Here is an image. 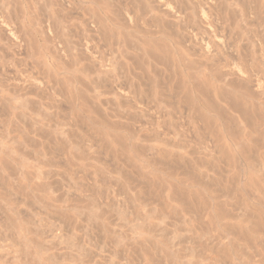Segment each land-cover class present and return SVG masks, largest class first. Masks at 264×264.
<instances>
[{"label": "rangeland", "instance_id": "obj_1", "mask_svg": "<svg viewBox=\"0 0 264 264\" xmlns=\"http://www.w3.org/2000/svg\"><path fill=\"white\" fill-rule=\"evenodd\" d=\"M60 1L0 0V264H264V0Z\"/></svg>", "mask_w": 264, "mask_h": 264}, {"label": "bare ground", "instance_id": "obj_2", "mask_svg": "<svg viewBox=\"0 0 264 264\" xmlns=\"http://www.w3.org/2000/svg\"><path fill=\"white\" fill-rule=\"evenodd\" d=\"M18 1H19V0H18ZM23 1H24V0H23ZM33 1H34V0H33ZM56 1H57V0H56ZM66 1L69 2V3H71V4H75V5H77V4L75 3L74 0H66ZM66 1H65V2H66ZM87 1H88V0H87ZM94 1H96V0H94ZM6 2H7V1H6ZM25 2H26V1H25ZM31 2H32V1H31ZM51 2H52V0H51ZM60 2H61V1H60ZM65 2H63V3L61 2V3L64 4ZM78 2H80V1L78 0ZM43 3H44V2H43ZM69 3H68V4H69ZM90 3H93V2H90ZM5 4H7V3H5ZM19 5H20V4H19ZM33 5H34V4H33ZM53 5H55V4H53ZM64 5H65V4H64ZM64 5H63V6H64ZM75 5H73V7H74ZM89 5H90V4H88V6H89ZM91 5H93V7L95 8V5H94V4H91ZM5 6H6V5H5ZM24 6H25V5H24ZM55 6H56V5H55ZM57 6L59 7L60 4L57 5ZM63 6H62V8H63ZM79 6H80V5H79ZM85 6H86V5H85ZM99 6H100V5H99ZM99 6H98V7H99ZM21 7H22V6H21ZM36 7H37V6H36ZM60 7H61V6H60ZM69 7H70V6H68L66 9H68ZM0 8H1V7H0ZM42 8H43V7H42ZM62 8H59V9H62ZM89 8H90V7H89ZM94 8H93V9H94ZM100 8H102V7H100ZM54 9H55V8H54ZM57 9H58V8H57ZM57 9H56V10H57ZM63 9H64V8H63ZM95 9L97 10V9H99V8H95ZM17 10H18V9H17ZM25 10H26V9H25ZM48 10H49V9H48ZM1 11H2V10H1ZM5 11H6V10H5ZM30 11H31V10H30ZM65 11H66V10H65ZM8 12H9V11H8ZM27 12H28V11H27ZM54 12H55V10H54ZM60 12H61V11H60ZM66 12H67V11H66ZM68 12H69V9H68ZM71 12H72V11H71ZM19 13H20V12H19ZM51 13H52V12H51ZM69 13H70V12H69ZM72 13H74V12H72ZM23 14H24V13H23ZM75 14H76V13H75ZM75 14H74V16H75ZM82 14H83V13H82ZM18 15H19V14H18ZM71 15H72V14H71ZM76 15H78V14H76ZM83 15H85V14H83ZM88 15H89V14H88ZM88 15L86 14L85 16H86V17H90V16H88ZM11 16H12V15H11ZM22 16H23V15H22ZM55 16H56V14H55ZM80 16H81V15H80ZM80 16L78 15V17H77V16H75V17H77V19H79ZM15 17H16V15H15ZM15 17H14V18H15ZM19 17H20V16H19ZM23 17H24V16H23ZM72 17H73V15H72ZM0 18H1V17H0ZM80 18H81V17H80ZM82 18H84V17L82 16ZM4 19H5V18H4ZM16 19H17V17H16ZM16 19H15V20H16ZM44 19H45V18H44ZM69 19H70V18H69ZM85 19H86V20H84L85 22L88 21L87 18H85ZM2 20H3V19H2ZM17 20H18V19H17ZM28 20H29V18H28ZM82 20H83V19H82ZM82 20H81V21H82ZM44 21H45V20H44ZM61 21H62V20H61ZM89 21L91 22L90 19H89ZM89 21H88V22H89ZM93 21H94V20H93ZM93 21H92V23H93ZM14 22H15V21H14ZM42 22H43V21H42ZM6 23H7V22H6ZM15 23H16V22H15ZM28 23H29V22H28ZM49 23H50V22H49ZM66 23H67V22H66ZM82 23H83V22H82ZM30 24H31V23H30ZM84 24H85V23H84ZM89 24H90V23H89ZM93 24H96L95 21H94ZM93 24H92V26H94ZM10 25H11V24H10ZM46 25H47V24H46ZM54 25H55V24H54ZM57 25H58V24H57ZM70 25H71V24H70ZM73 25H74V24H73ZM96 25H97V24H96ZM5 26H6V25H5ZM5 26H4V27H5ZM24 26H25V24H24ZM58 26H59V25H58ZM63 26H64V25H63ZM65 26H66V25H65ZM76 26H77V25H76ZM79 26H80V25H79ZM79 26H78V27H79ZM98 26H99V25H98ZM15 27H16V26H15ZM55 27H56V26H55ZM59 27H60V26H59ZM73 27H74V26H73ZM101 27H102V26H101ZM6 28H7V27H6ZM8 28H9V27H8ZM8 28H7V30H8ZM10 28H11V27H10ZM10 28H9V29H10ZM16 28H17V27H16ZM26 28H27V27H26ZM81 28H82V27H81ZM90 29H91V28H90ZM9 31H10V32H9ZM9 31H7V32H9V33L11 34L12 37H14V38H17V37H18L17 31H15L14 28L10 29ZM19 31H20V30H19ZM42 31H43V30H42ZM75 31H76V30H75ZM94 31H95V30H94ZM50 32H51V30H50ZM57 32H58V31H57ZM23 33H24V32H23ZM21 34H22V33H21ZM44 34H45V33H44ZM101 34H102V33H101ZM52 35H53V34H52ZM105 37H106V36H105ZM50 38H51V37H50ZM62 38H63V37H62ZM62 38H61V40L64 39V38H63V39H62ZM81 38H82V37H81ZM97 38H98V37H97ZM26 39H27V38H26ZM83 39H85V38L83 37ZM86 39H87V38H86ZM95 39H96V38H95ZM105 39H106V38H105ZM16 40H17V39H16ZM16 40H15V42H16ZM56 40H57V39H56ZM21 41H22V40H21ZM63 41H64V40H63ZM87 41H89V40H86V42H87ZM105 41H106V40H105ZM221 41H222V40H221ZM52 42H53V41H52ZM105 43H106V42H105ZM203 43H204V42H203ZM210 43H211V42H210ZM20 44H21V43H20ZM63 44H64V42H63ZM21 45H22V44H21ZM209 45H210V44H209ZM19 46H20V45H19ZM34 46H35V45H34ZM65 46H66V45H65ZM85 46H86V45H85ZM206 46H208V45H206ZM213 46H214V45H213ZM213 46H212V47H213ZM20 47H21V46H20ZM41 48H42V47L40 46V49H41ZM63 48H64V47H63ZM63 48H62V49H63ZM208 48L211 49L210 47H208ZM262 48H263V47H262ZM213 51H214V50H213ZM230 51H231V50H230ZM263 51H264V49H263ZM90 52H91V51H90ZM64 53H65V52H64ZM94 53H96V52H94ZM207 53H208V52H207ZM209 53H210V52H209ZM209 53H208V54H209ZM228 53H229V52H228ZM231 53H232V52H231ZM218 54H219V53H218ZM29 55H31V54H29ZM50 55H51V54H50ZM94 55H95V54H94ZM222 55H223V54H222ZM262 55H263V54H262ZM89 56H90V55H89ZM27 57H28V56H27ZM31 57H33V56H31ZM263 57H264V55L261 57V60H262V61H263V59H262ZM29 59H30V58H29ZM40 59H41V58H40ZM47 59H48V58H47ZM94 59H95V58H94ZM103 59H104V58H103ZM107 59H108V58H107ZM232 59H233V57H232ZM53 60H54V59H53ZM53 60H52V61H53ZM65 60H66V59H65ZM104 60H105V59H104ZM108 60H109V59H108ZM110 60H111V59H110ZM261 60H260V61H261ZM30 61H31V60H30ZM45 61H46V60H45ZM217 61H218V60H217ZM31 62L33 63V61H31ZM35 62H36V61H35ZM104 62H105V61H104ZM231 62H232V61H230V63H231ZM233 62H234V61H233ZM233 62H232V64H234ZM235 62H236V61H235ZM255 62H256V61H255ZM53 63H54V62H53ZM75 63H76V62H75ZM99 63H100V61H99ZM236 63H238V62H236ZM236 63H235V64H236ZM253 63H254V61H253ZM26 64H27V63H26ZM28 64H29V63H28ZM30 64H31V63H30ZM69 64H70V63H69ZM238 64H239V63H238ZM238 64H237V65H238ZM258 64H259V60H258ZM261 64L264 65V62H262ZM33 65H34V64H33ZM60 65H61V64H60ZM73 65H74V63H73ZM98 65H99V67H100V64H98ZM229 65H230V64H229ZM29 66H30V65H29ZM36 66H37V65H36ZM46 66H47V65H46ZM49 66H50V65H49ZM70 66H71V67H70ZM70 66H69V68H67L66 70H67V72L71 75V77H73V76H74L76 73H78L79 71H78V69H77L76 67H72V65H70ZM224 66H227V65L225 64ZM33 67H34V66H33ZM38 67H39V64H38ZM38 67H37V69H38ZM52 67H53V66H52ZM101 67H102V66H101ZM105 67H106V66H105ZM107 67H108V66H107ZM217 67H218V66H217ZM219 67H220V66H219ZM219 67H218V68H219ZM228 67H229V66H228ZM228 67H227V68H228ZM231 67H232V66H231ZM234 67H235V66H234ZM237 67H238V66H236V69H238ZM239 67L241 68V66H239ZM248 67H249V66H248ZM30 68H31V67H30ZM35 68H36V67H35ZM45 68H46V67H45ZM54 68H55V66H54ZM221 68H222V66H221ZM39 69H40V67H39ZM57 69H58V68H57ZM99 69H100V68H99ZM208 69H209V68H208ZM236 69H235V70H236ZM251 69H252V68H251ZM40 70H41V69H40ZM102 70H103V69H102ZM104 70H106V69H104ZM104 70H103V71H104ZM255 70H256V69H255ZM258 70H259V68H258ZM258 70H256V71L258 72ZM28 71H29V70H28ZM55 71H56V70H55ZM57 71H58V70H57ZM60 71H61V70H60ZM244 71H245V70H244ZM259 71H260V70H259ZM35 72H36V71H35ZM45 72H46V71H45ZM63 72H64V71H63ZM239 72H240V70H239ZM242 72H243V70H242ZM253 72H254V71H253ZM260 72H261V71H260ZM260 72H259V73H260ZM262 72H263V71H262ZM262 72H261V73H262ZM49 73H50V72H49ZM68 73H67V74H68ZM212 73H213V72H212ZM222 73H223V72H222ZM244 73H245V72H244ZM244 73H242V74H244ZM28 74H29V73H28ZM32 74H33V76H34V72H33V70H32ZM51 74H52V73H51ZM62 74H64V73H62ZM80 74H81V73H80ZM84 74H85V73H84ZM207 74H208V73H207ZM240 74H241V73H240ZM242 74H241V75H242ZM251 74H253V73L251 72ZM29 75H31V74H29ZM29 75H25V76L28 77ZM36 75H37V74H36ZM38 75H39V74H38ZM65 75H66V74H65ZM72 75H73V76H72ZM202 75H203V74H202ZM234 75H235V74H234ZM238 75H239V74H238ZM244 75H246V74H244ZM22 76H23V75H22ZM53 76H55V75H53ZM68 76H69V75H68ZM68 76H67V77H68ZM229 76H230V75H228V77H229ZM248 76H249V75H248ZM248 76H247V77H248ZM250 76H251V75H250ZM253 76H255V74H254ZM258 76H259V75H258ZM27 77H26V78H27ZM30 77L32 78V76H30ZM30 77H29V78H30ZM34 77H35V76H34ZM34 77H33V79H35ZM38 77H39V76H37V78H38ZM67 77H66V78H67ZM214 77H215V76H214ZM245 77H246V76H245ZM251 77H252V76H251ZM255 77H256V76H255ZM259 77H261V76H259ZM17 78H18V76H17ZM47 78H48V77H47ZM53 78H54V77H53ZM64 78H65V77H64ZM220 78H221V77H220ZM223 78H225V77H223ZM236 78H238V77H236ZM256 78H257V77H256ZM27 79H28V78H27ZM59 79H60V78H59ZM73 79H75V78H73ZM230 79H231V78H230ZM241 79H242V78H241ZM245 79H246V78H245ZM259 79H261V78H259ZM259 79H258V80H259ZM17 80H18V79H17ZM35 80H37V79H35ZM38 80H39V79H38ZM56 80H57V79H56ZM56 80H55V81H56ZM66 80H67V79H65V81H66ZM70 80H72V79L69 78L68 82H69ZM247 80H248V78H247ZM261 80H264V78H262ZM60 81H61V80H60ZM223 81H224V80H223ZM226 81H227V80H226ZM228 81H230V80H228ZM253 81H255V80H253ZM23 82H24V81H23ZM36 82H37V81H36ZM56 82H57V81H56ZM73 82H74V80H73ZM210 82H211V81H209V85L211 84ZM42 83H44V82L42 81ZM191 83H194V82H191ZM207 83H208V82H207ZM229 83H230V82H229ZM229 83L227 82L226 84H229ZM233 83L236 84V82H234V81H233ZM238 83H239V82H238ZM258 83H259V84H262L260 81H258ZM71 84H73L72 81H71L70 85H71ZM215 84H216V83H215ZM215 84L212 83L211 85H212V87H213L214 89L217 88V90L223 89L222 86L225 87V85H222V84H221L222 86H220V84H219V85L217 84L218 86H216ZM249 84H250V82H249ZM256 84H257V83H256ZM53 85H54V84H53ZM190 85H195V84H189V85H187V86L189 87V89H192V88L194 89V87L196 88V86H197V85L194 86V87L191 86V87H192V88H191ZM237 85H238V84H237ZM237 85H235V86H237ZM257 85H258V84H257ZM41 86H42V85H41ZM68 86H69V85H68ZM72 86H73V85H72ZM72 86H71V87H72ZM187 86H186V88H187ZM229 86H230V85H229ZM238 86H239V85H238ZM263 86H264V84L262 85V87H263ZM42 87H44V86H42ZM61 87H62V86H61ZM221 87H222V88H221ZM226 87H227V86H226ZM232 87H233V86H232ZM239 87H241V86H239ZM260 87H261V85H260ZM260 87H259V89H260ZM45 88H46V87H45ZM186 88H185V90H186ZM197 88H198V87H197ZM219 88H220V89H219ZM229 88H230V87H229ZM237 88H238V87H237ZM263 88H264V87H263ZM263 88H262V91L264 92V89H263ZM47 89H48V88H47ZM76 89H77V88H76ZM189 89H188V91H189ZM208 89H209V88H208ZM214 89H213V90H214ZM224 89H225V88H224ZM52 90H53V89H52ZM66 90H67V89H66ZM217 90H216V91H217ZM235 90H236V89H235ZM235 90H234V91H235ZM243 90H244V89H243ZM243 90H242V91H243ZM245 90H246V89H245ZM254 90H255V89H254ZM61 91H62V90H61ZM64 91H65V90H64ZM193 91H194V90H193ZM193 91H192V93H193ZM236 91H237V90H236ZM240 91H241V90H240ZM259 91H260V90H259ZM198 92H199V91H197V96H199V95H198V94H199ZM223 92H224V91H223ZM249 92H250V91H249ZM260 92H261V91H260ZM48 93H49V92H48ZM52 93H56V91H55V92H52ZM63 93H64V92H63ZM68 93H70V92H68ZM73 93H75V92H73ZM185 93H186V92H185ZM244 93H245V92H244ZM255 93H256V92H255ZM56 94H57V93H56ZM216 94L219 95V93H217V92H216ZM239 94H240V93H239ZM257 94H258V92H257ZM261 94H262V93H261ZM52 95H53V94H52ZM72 95H73V94H72ZM182 95H184V94H182ZM186 95H187V94H186ZM186 95H184V96L186 97ZM193 95H194L193 97H195L196 94L193 93ZM200 95H201V94H200ZM250 95H251V94H250ZM263 95H264V94H263ZM54 96H55V95H54ZM191 96H192V94H191ZM197 96H196V98H197ZM242 96H243V95H242ZM245 96H246V94H245ZM258 96H259V95H258ZM57 97H58V96H57ZM181 97H182V96H181ZM185 97H182V98H183L182 100L186 101L187 99H186ZM200 97H201V96H200ZM202 97H203V96H202ZM202 97L200 98V99H201V100H200V103H201V104L203 103V102H202V101H203V100H202ZM246 97L249 98L248 95H247ZM251 97H252V96H251ZM262 97H263V96H262ZM54 98H55V97H54ZM58 98H59V97H58ZM64 98H65V97H64ZM64 98H63V99H64ZM184 98H185V99H184ZM190 98H191V97H190ZM217 98H218V97H217ZM59 99H61V98H59ZM63 99H62V100H63ZM197 99H199V97H198ZM62 100H61V101H62ZM190 100H191V99H190ZM260 100H261V99H260ZM184 101H182V102L184 103ZM178 102H179V100H178ZM197 102H198V101H197ZM253 102H254V101H253ZM185 103H186V102H185ZM185 103H184V104H185ZM254 103H255V102H254ZM146 104H148V103L146 102ZM153 104H154V102H153ZM180 104H181V103H180ZM184 104H183V105H184ZM187 104H188V102H187ZM187 104H185V105H187ZM12 105H13V104H12ZM154 105H155V104H154ZM156 105H158V104H156ZM185 105H184V106H185ZM192 105H193V104H192ZM202 105H203V104H202ZM202 105H201V106H202ZM149 106H150V105H149ZM160 106H161V105H160ZM184 106H181V107L184 108ZM187 106H188V105H187ZM187 106H185V107L187 108ZM196 106H200V105H199V102H198V105H196ZM152 107H153V106H152ZM161 107H162V106H161ZM194 107H195V106H194ZM76 109H77V108H76ZM145 109H146V108H145ZM160 109H162V108H160ZM197 109H198V108H197ZM201 109H202V108H201ZM154 110H155V109H154ZM162 110H163V109H162ZM195 111H197V110H195ZM198 111H200V110H198ZM198 111H197V112H198ZM201 111H202V110H201ZM155 112H156V111H155ZM192 113H194V112H192ZM192 113H191V114H192ZM195 113H196V112H195ZM201 113H202V112H201ZM150 114H151V113H150ZM191 114H190V112H185V113H184V111H183L182 114L180 113V115H181L184 119H186L187 123L190 124V126H192V127L194 126V128L198 129L199 126H197V124H198V123H197V122H198V121H197V118L195 119V117H194L193 115H191ZM196 114H198V113H196ZM196 114H195V115H196ZM157 115H158V114H157ZM157 115H156V116H157ZM198 115H199V114H198ZM165 117H166V116H165ZM196 117H197V116H196ZM156 118H157V117H155V119H156ZM151 119H153V118H151ZM157 120L160 122L159 119H157ZM179 120H180V119H179ZM162 123H163V122H162ZM165 123H167V122H165ZM184 123H185V122H184ZM150 124H151V123H150ZM169 124H170V122H169ZM177 124H179V123L177 122ZM152 125H153V124H152ZM158 125H159V124H158ZM174 125H176V124H174ZM183 125H184V124H183ZM183 125L181 124L179 127L181 128V127H183ZM163 126H164V124H163ZM156 127H157V126H156ZM179 127L176 128V126H175L176 130H177V129L179 130V129H180ZM192 127H191V128H192ZM160 128H161V127H160ZM200 128H201V127H200ZM200 128H199V129H200ZM199 129H198V130H199ZM157 130H158V129H157ZM161 130H164V128L161 129ZM170 130H171V128H170ZM170 130H169V131H170ZM187 130H190V127L187 128ZM193 130H195V129H191L190 131H193ZM204 130H207V129H204ZM158 131H159V130H158ZM180 131H182V130L180 129V130H179V133H180ZM184 131H185V130H184ZM195 131L197 132V130H195ZM200 131H202V130H200ZM200 131H199V133H200ZM159 132H160V131H159ZM185 132H186V131H185ZM202 132H203V131H202ZM181 133H182V132H181ZM181 133H180V134H181ZM203 133H204V132H203ZM186 134H188V133H186ZM165 135H166V134H165ZM167 135H168V134H167ZM169 135H170V134H169ZM181 135H182V134H181ZM189 135H192V133H190ZM189 135H187L186 137H188ZM203 135H204V134H203ZM160 136H161V135H160ZM176 136H177V135H176ZM178 136H179V135H178ZM182 136H183V135H182ZM184 136H185V135H184ZM192 136H193V135H192ZM192 136H191V137H192ZM200 136H202V134H200ZM204 136H205V135H204ZM166 137H167V136H166ZM170 137H171V136H170ZM191 137H190V139H191ZM197 137H198V136H197ZM206 137H207V136H206ZM210 137H211V136H210ZM212 137H213V136H212ZM171 138H172V137H171ZM175 138H176V137H175ZM175 138H174V139H175ZM192 138L194 139V137H192ZM168 139H169V136H168ZM177 139H178V137H177ZM180 139H181V138H180ZM197 139H198V138H197ZM207 139H208V137H207ZM262 140H263V139H262ZM156 141H157V140H156ZM158 141H159V140H158ZM175 141H176V140H175ZM182 141H183V139H182ZM189 141H190V140H189ZM194 141H195V140H194ZM183 142H184V141H183ZM192 142H193V141H192ZM184 143H185V142H184ZM211 143H212V141L210 142L209 139H208V142H206V145H205L206 153H207L208 151H209V152H213V150H214L213 148H216V147H215L216 145L213 146V148H212L211 146H212L213 144L211 145ZM178 144H180V143H178ZM181 144H182V143H181ZM204 144H205V143H204ZM204 144H203V145H204ZM195 145H196V144H195ZM192 146H193V144H192ZM196 146H197V145H196ZM196 146H195V148H196ZM159 147H161V146H159ZM263 148H264V147H263ZM205 149H203V150L205 151ZM154 150H156V149H154ZM207 150H208V151H207ZM263 151H264V149H263ZM201 152H202V150H201ZM204 154H205V152H204ZM207 154H208V153H207ZM216 155H217V154H216ZM212 157H213V156H212ZM218 157H219V156H218ZM213 158H214V157H213ZM215 158H216V156H215ZM217 159H218V158H217ZM155 160H156V159H155ZM218 160H219V159H218ZM250 160H251V159H250ZM178 161H179V160H178ZM248 161H249V160H248ZM147 162H150V161H147ZM150 163H151V162H150ZM160 163H161V162H160ZM249 163H251V162H249ZM147 165H148V164H147ZM152 165H153V164H152ZM217 165H218V164H217ZM219 165H220V164H219ZM219 165H218V166H219ZM221 165H222V164H221ZM221 165H220V166H221ZM222 166H223V165H222ZM222 166H221V167H222ZM262 166H263V165H262ZM214 167H215V166H214ZM232 167H233V166H232ZM177 168H179V167H177ZM214 169H215V168H214ZM231 169H232V168H231ZM148 170L150 171V169H148ZM219 171H221V170H219ZM223 172H224V171H222V173H223ZM232 173H233V172H232ZM223 174H224V173H223ZM233 174H235V173H233ZM262 174H263V173H261V175H262ZM172 175H173V174H172ZM224 175H225V174H224ZM224 175H223V176H224ZM249 175H250V174H249ZM177 176H178V175H177ZM229 176H230V175H229ZM231 176H232V175H231ZM234 176H237V175H234ZM250 176H251V175H250ZM252 176H253V175H252ZM225 177H226V176H225ZM246 177H247V176H246ZM248 177H249V176H248ZM263 177H264V176H263ZM160 178H161V177H160ZM221 178H222V177H221ZM221 178H220V179H221ZM230 178H231V177H230ZM252 178H254V177H252ZM208 179H209V178H208ZM208 179H207V180H208ZM220 179H219V177H218V180H220ZM222 179H223V178H222ZM222 179H221V180H222ZM225 179H226V178H225ZM227 179H228V178H227ZM216 180H217V178H216ZM216 180H215V181H216ZM221 180H220L219 182H221ZM240 180H241V179H240ZM240 180H239V181H240ZM249 180H250V179H249ZM253 180H254V179H253ZM262 180H264V179H262ZM168 181H169V180H168ZM215 181H214V180H211V182L208 181L209 184H207V183H206V184L209 185V186H207V187H210V184H212V182H215ZM223 181H224V180H223ZM228 181H229V180H228ZM230 181H233V180H230ZM235 181H238V178H237V180L235 179ZM235 181H234V182H235ZM239 181H238V182H239ZM241 181H242V180H241ZM161 182H162V181H161ZM172 182H174V181L172 180ZM217 182H218V181H217ZM247 182H248V180H247ZM253 182H254V181H253ZM215 183H216V182H215ZM221 183H222V182H221ZM221 183H219V184L221 185ZM223 183H224V182H223ZM229 183H230V182H229ZM235 183H236V186H237V182H235ZM263 183H264V182H263ZM216 184L218 185V183H216ZM225 184H226V183H225ZM239 184L242 185V183H239ZM239 184H238V185H239ZM244 184H245V183H244ZM247 184H248V183H247ZM254 184H255V183H254ZM213 185L215 186V184H213ZM241 185H240L239 187H241ZM245 185H246V184H245ZM250 185H252V184H250ZM226 186H227V185H225V187H226ZM228 186H229V187H228ZM228 186H227L228 188H230V186H231L232 188H230V189L233 190V186H234V185L232 186V184H231V185L228 184ZM236 186H235L234 188H236ZM243 186H244V185H243ZM248 186H249V185H248ZM168 187H169V186H168ZM222 187H224V186H222ZM244 187L247 188V186H244ZM244 187H243L242 189H245ZM252 187H253V186H252ZM257 187H258V186H257ZM217 188H218V186H217ZM249 188H250V187H248L247 190H248ZM170 189H171V188H170ZM170 189H169V191H170ZM208 189H209V188H208ZM211 189H213V188H211ZM223 189H224V188H222V192H223ZM236 189H237V188H236ZM238 189H240V188H238ZM255 189H256V188H255ZM255 189H254V190H255ZM167 190H168V189H167ZM176 190H177V189H176V186H175V191H176ZM245 190H246V189H245ZM247 190H246V191H247ZM249 190H250V189H249ZM252 190H253V188H252ZM254 190H253V192H254ZM194 191H196V190H194ZM194 191H191V192L194 193ZM197 191H198V190H197ZM197 191H196V192H197ZM214 191H215V190H214ZM216 191H218V190H216ZM225 191H226V190H225ZM258 191H259V190H258ZM196 192H195V194H197ZM210 192H211V191H210ZM210 192H209V193H210ZM212 192H213V191H212ZM212 192H211V193H212ZM227 192H228V190H227ZM169 193H171V192H169ZM206 193H207V192H206ZM215 193H216V192H215ZM256 193H257V192H256ZM251 194H252V193H251ZM257 194H258V193H257ZM257 194H256V195H257ZM172 195H173V194L171 193L170 196H172ZM189 195H190V194H189ZM193 195H194V194H193ZM246 195L249 196L248 194H246ZM168 196H169V195H168ZM196 196H197V195H196ZM212 196H213V195H212ZM258 196H260V195H258ZM261 196H262V195H261ZM190 197H191V195H190ZM170 198H171V197H170ZM193 198H194V197H193ZM193 198H192V199H193ZM213 198H214V197H213ZM213 198L211 197V199H213ZM215 198H216V196H215ZM215 198H214V199H215ZM244 198L249 200L251 197H250V198H248V197L246 198V196H245ZM253 198H254V197H253ZM259 198H260V197H259ZM192 199H191V200H192ZM195 199H196V197H195L193 200H195ZM255 199H256V198H255ZM186 200H188V196H187V199H186ZM186 200H185V201H186ZM193 200H192V201H193ZM209 200H210V199H209ZM260 201H262V200L260 199ZM260 201L257 200L256 203L259 204ZM245 203H246V202H245ZM212 204H214V203H212ZM248 204L251 205L252 203H251V204L248 203ZM201 205H203V204H201ZM205 205H206V204L204 203V207H205ZM209 205H210V204H209ZM249 205H247V206H249ZM253 205H254V204H253ZM255 205H256V204H255ZM255 205H254V206H255ZM263 205H264V204H263ZM198 206H199V205H198ZM206 206H207V205H206ZM215 206H216V205H215ZM258 206H259V205H258ZM261 206H262V205H261ZM261 206H259V208H260ZM199 207H201V206H199ZM212 207H213V205H212ZM212 207H211V208H212ZM251 208H256V207H251ZM259 208H257V209H259ZM263 208H264V207H263ZM263 208H262V209H263ZM201 209H203V208H201ZM205 209H206V208H205ZM205 209L202 210V211H206ZM247 209H248V207H247ZM252 210H253V209H252ZM263 210H264V209H263ZM208 211H209V210H208ZM249 211H250V208H249ZM260 211H261V208H260ZM258 212H259V211H258ZM250 213H254V212H250ZM255 213H257V212H255ZM207 214H208V213H207ZM261 214H262V213H261ZM261 214H260V215H261ZM253 215H254V214H253ZM263 215H264V214H263ZM206 216H207V215H206ZM250 217H251V216H250ZM258 217L260 218L259 215H258ZM213 218H214V216H213ZM208 219H211V215H210V218L208 217ZM215 219H216V218H215ZM215 219H214V220H215ZM218 219H219V218H218ZM241 219H242V218H241ZM214 220H213V221H214ZM216 220H217V219H216ZM211 222H212V220H211ZM211 222H210V223H211ZM204 223H205V222H204ZM214 223H216V222H214ZM211 225H212V224H211ZM245 225H246V224H245ZM205 226H206V225H205ZM205 226H204V227H205ZM207 226H208V225H207ZM240 226H241V225H240ZM204 227H203V228H204ZM208 227H209V226H208ZM245 227H246V226H245ZM203 228H202V229H203ZM205 228H206V227H205ZM205 228H204V229H205ZM204 229H203V230H204ZM244 229H246V228H243V230H244ZM203 230H202V232H203ZM207 230H208V229H206V231H207ZM206 231H205V232H206ZM205 232H204V233H205ZM206 233H207V232H206ZM206 233H205V235L208 234V233H207V234H206ZM209 233H210V232H209ZM202 235H203V233H202ZM205 235H204V236H205ZM263 240H264V238H263ZM262 244H263V243L261 242V246H263ZM263 247H264V246H263ZM262 249H263V248H262Z\"/></svg>", "mask_w": 264, "mask_h": 264}]
</instances>
